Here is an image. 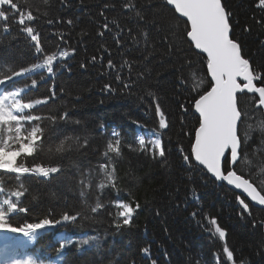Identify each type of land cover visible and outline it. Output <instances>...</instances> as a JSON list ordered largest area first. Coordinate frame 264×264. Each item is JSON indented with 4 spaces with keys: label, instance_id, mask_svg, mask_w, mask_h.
<instances>
[{
    "label": "trees",
    "instance_id": "1",
    "mask_svg": "<svg viewBox=\"0 0 264 264\" xmlns=\"http://www.w3.org/2000/svg\"><path fill=\"white\" fill-rule=\"evenodd\" d=\"M29 3L39 21L36 29L44 54L69 55L54 64L56 86L46 69L41 72L46 82L40 79L34 94L47 97L45 94L52 87L56 99L41 106L44 119L36 125L44 129V143L33 158H26L30 167L38 163L59 166L61 171L49 181L22 179L20 186L27 189L22 206L29 210L16 219L60 220L65 213L76 216L75 221L62 222L64 227L75 236L84 231L88 235L82 241L73 237L71 243H63L68 245L66 256L60 258L63 264H264V211L251 207L248 213L241 211L236 195L203 171L197 174L198 168L191 160L190 149L199 124L192 112L198 97L195 89L203 94L210 83L205 58L186 39L187 23L163 0ZM125 3L136 7L126 9ZM222 3L231 13L232 38L240 43L242 55L249 59L254 71L264 76V10L258 0ZM137 13L144 19L140 20ZM17 20L12 18V24L22 33L2 34L0 29V62L10 70L23 65L31 67L43 60L29 48L33 41L23 39L28 35ZM105 23L108 29L104 28ZM49 34L54 36L44 41ZM109 59L115 69L108 67ZM124 61L129 63L125 65ZM119 73L118 81L115 77ZM124 83L132 86L125 88ZM106 84L113 90H106ZM254 98L246 94L237 97L238 107L246 113L244 123L238 125V134L247 135L245 151L250 161H241L237 174L252 180L261 191L264 120L252 102ZM157 104L168 125L162 129L164 157L141 149L132 136V122L147 126L154 123ZM65 113L69 114L67 121H61L59 117ZM52 116L57 117L56 124L49 119ZM113 126L120 132L118 137L108 134ZM117 138L121 153H110L109 167H115L116 180L109 184L99 166L109 163L103 153L108 142L115 143ZM181 149L189 155L188 163L184 162ZM120 199L132 207L140 205L129 225H123L124 218L116 207ZM97 203L102 207L91 211ZM193 212L197 213L195 217ZM212 218L225 231L224 239L215 233ZM195 219L198 222L194 223ZM85 240L91 243L90 249L89 244L84 245ZM155 246L160 250V263L155 260L159 255L153 252ZM225 246L232 251V260L223 251ZM146 248L147 254L143 251ZM60 250L57 245L51 255L56 261ZM218 259L222 261L219 263Z\"/></svg>",
    "mask_w": 264,
    "mask_h": 264
},
{
    "label": "snow or ice",
    "instance_id": "2",
    "mask_svg": "<svg viewBox=\"0 0 264 264\" xmlns=\"http://www.w3.org/2000/svg\"><path fill=\"white\" fill-rule=\"evenodd\" d=\"M169 7L173 8L174 12L179 13L181 17L187 18L190 24V30L187 31V37L194 43L196 49L207 54V71L210 73L212 84L208 91L199 94V88H196L198 98L194 99V110L199 114V126L195 129V140L191 146V156H194L199 165L205 166L208 172L220 181H226L229 185H233L235 189L242 190L247 194V197L253 202H258L259 205H264V195L257 190L254 182L244 178L243 175H238L241 161L250 163L247 159L245 151L247 147V135L238 134V125H242L246 119V113L238 107L237 93L258 94V97L253 99V104L264 108V76L257 74L250 65L249 59L242 55L240 43L231 36V13L226 11L222 0H166ZM259 7L264 10V0H258ZM4 6L10 10L13 16H17V23L22 26V31L26 33L31 41L34 42L35 52L43 57L42 63H34L31 67H21L19 71H12L11 75H5L0 79V86L6 85V82H12L13 77H22L28 74L35 73L37 70H47L49 78L54 72V64L61 58L67 57L68 52H53L52 54H44V48L41 46L39 33L31 25L35 21L32 6L29 0H0V18L4 21L9 19L8 12ZM124 8H135L134 4L125 3ZM154 16H159V13H153ZM140 20H143V15L137 13ZM261 22H264L262 20ZM51 23V21H49ZM72 24V21H68ZM108 24H104V28L108 29ZM10 31V29H7ZM103 35V33H101ZM73 51H75L73 49ZM93 61L96 57L92 58ZM3 62H0L2 64ZM129 62L124 61L127 65ZM124 65H121L123 67ZM84 67V65H81ZM108 67L115 69L112 60H108ZM195 76V73H193ZM238 78H242V82H238ZM116 80H121L119 74L115 77ZM41 82H46L41 79ZM37 85V80L32 79L31 85L22 89H17L15 92H8L4 96H0V171L5 174H13L16 179H20L25 175H40L49 177L51 174L59 173V166H43L35 164L31 167L26 166L23 162H19L18 158L31 157L37 153L38 149H42L44 141V129L38 124L31 126L30 129L25 127L28 122H38L44 119L40 115L24 114L25 110H32L35 106L42 103H47V100H34L23 102L19 97L29 88ZM131 83H124L125 88L131 87ZM106 90H113L110 84L105 85ZM53 95L55 93L53 92ZM11 100V103L8 101ZM186 111V109H185ZM156 113L159 116V127L166 128L167 121L165 113L161 110L160 105H156ZM68 113L60 116L61 121H67ZM53 124H56L57 117H49ZM78 123V122H76ZM141 126L142 125H138ZM249 127H251L249 125ZM54 131V130H53ZM113 136L118 137L119 133L113 131ZM154 140L149 141L155 149H158L160 157L165 156V148L161 144L159 134L153 130ZM71 139V138H66ZM79 139V138H77ZM141 149H145L146 142L143 137L139 139ZM62 149H57L61 151ZM183 151V149H181ZM110 153L119 156L121 153V141L116 139L115 143L109 141L107 149L103 156L108 160V164H101L100 171L104 175V180L112 184L116 180L115 167H109L112 162ZM185 163L189 162V155L183 156ZM103 187V183L100 185ZM23 187V185H21ZM3 189H0L2 192ZM25 191H15L11 194L12 198L0 200V229H9L13 232H23L26 236H35L36 230L43 229L46 226H55L62 222L75 221L76 216L63 214L62 219H40L37 223H28L25 227H13L9 222L10 216L17 212H27V206H20L23 201L22 197ZM83 194V193H82ZM198 199V194L196 197ZM244 210H248V204L244 200L237 198ZM124 210L120 216L124 217L123 225H129L133 213L140 207L136 204L133 208L130 204L119 205ZM102 207L97 203L91 211L95 212ZM51 213H49L50 215ZM79 215V214H77ZM193 217L197 215L192 213ZM210 223L216 225L215 233L220 239H224L225 231L217 225L215 218H212ZM119 226V225H118ZM71 243V241H69ZM84 245H88L89 241L85 240ZM62 249L68 247L67 244L60 245ZM145 254L149 249L143 250ZM223 251L227 254L228 260H232L233 253L225 246ZM66 256V251L59 253ZM40 256L30 257L22 260H5L4 264H39Z\"/></svg>",
    "mask_w": 264,
    "mask_h": 264
},
{
    "label": "water",
    "instance_id": "3",
    "mask_svg": "<svg viewBox=\"0 0 264 264\" xmlns=\"http://www.w3.org/2000/svg\"><path fill=\"white\" fill-rule=\"evenodd\" d=\"M164 1L166 2V0H164ZM166 4H167V3H166ZM167 6H168V5H167ZM168 7H169V6H168ZM169 8L173 10V8H171V7H169ZM175 14H176V16H177L179 19H181V20H183V21H185V22L187 23V25H188V30H190V24L187 22V18L181 17V15H180L179 13H176V12H175ZM186 39H187L188 43L193 47L194 51H195L196 53L200 54L201 56H203V57L206 59V68H205V69H206V73H207L208 81L210 82V85H211V84H212L211 76H210V73H208V71H207V54H206V53H202V51L199 50V49H196L195 46H194V43L190 41V38H188L187 35H186ZM238 82H242V78H238ZM210 87H211V86H210ZM209 89H210V88H209ZM209 89H208V90H209ZM244 93H245V94H249V95H254V94H252V93H247L246 91H245ZM240 94H243V93H240V92L237 93V95H240ZM255 96L258 97V94H255ZM256 107L259 108V109L262 111V114H263V117H264V108H261V107H259L258 105H256ZM193 113H194V115H195L196 117H198V119H199V114H198L197 112H195L194 107H193ZM194 140H195V135H194ZM193 143H194V142H193ZM192 160H193V163H194L196 166H198L200 169H202L204 172H206V173L210 176V178H211L212 180L224 184L227 188H229L230 190L236 192L237 194H239L240 196H242L243 198H245V200L248 201L253 207H255V208H259V209H261V210H264V205H259L258 202H253V201H251V199H250L249 197H247V194H246V193H243L242 190L235 189V187H234L233 185H229L226 181H220V180L216 179L212 173L208 172V170L206 169L205 166L199 165V163L195 161L194 156H192ZM239 204H240V203H239ZM240 206H241L242 209L244 210V208H243V206H242L241 204H240ZM244 211H246V210H244ZM263 234H264V226H263Z\"/></svg>",
    "mask_w": 264,
    "mask_h": 264
},
{
    "label": "rangeland",
    "instance_id": "4",
    "mask_svg": "<svg viewBox=\"0 0 264 264\" xmlns=\"http://www.w3.org/2000/svg\"><path fill=\"white\" fill-rule=\"evenodd\" d=\"M37 17H40V13H37V15H36ZM53 30V29H52ZM50 32L52 33V31L50 30ZM54 33H55V31H54ZM48 34V33H47ZM56 34V33H55ZM50 39V38H49ZM58 40V42L59 43H61V42H64V40L63 39H57ZM113 40V39H112ZM119 75H121L120 73H119ZM198 98V97H197ZM192 105V104H191ZM152 121H154V123H151V125L153 126L154 124H156V122L157 121H155V120H152ZM157 125V124H156ZM153 139H151V141L152 140H154L156 137H152ZM179 152H182L181 150L179 151ZM186 151H184V152H182V155L183 156H185L186 155ZM225 187V186H224ZM201 191V190H200ZM196 203V202H195ZM246 203V202H245ZM250 206V205H249ZM124 209L121 207V212L123 211ZM247 220H250V218H247ZM196 222H198V219H195L194 220V223H196ZM261 225H263V223L261 224ZM262 228V227H261ZM159 241V240H158ZM157 241V242H158ZM157 242H155V243H157ZM161 242V241H160ZM156 253V252H155ZM210 255V254H209ZM218 261H219V263L222 261L221 259H218Z\"/></svg>",
    "mask_w": 264,
    "mask_h": 264
},
{
    "label": "bare ground",
    "instance_id": "5",
    "mask_svg": "<svg viewBox=\"0 0 264 264\" xmlns=\"http://www.w3.org/2000/svg\"><path fill=\"white\" fill-rule=\"evenodd\" d=\"M200 171H202V170H200V169H197L195 172L197 173V174H199L200 173ZM156 244H158V245H160L161 246V244L160 243H156ZM153 252L155 253H158L159 255L157 256V257H155V260L158 262V263H160L159 261H160V250H158V248L155 246L154 247V250H153Z\"/></svg>",
    "mask_w": 264,
    "mask_h": 264
}]
</instances>
